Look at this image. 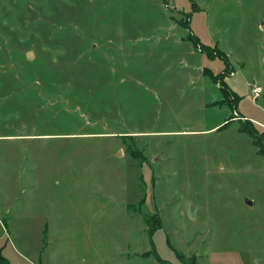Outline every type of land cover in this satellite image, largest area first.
I'll use <instances>...</instances> for the list:
<instances>
[{
    "label": "rangeland",
    "instance_id": "374dc122",
    "mask_svg": "<svg viewBox=\"0 0 264 264\" xmlns=\"http://www.w3.org/2000/svg\"><path fill=\"white\" fill-rule=\"evenodd\" d=\"M244 128L264 148V0H0L9 264H264Z\"/></svg>",
    "mask_w": 264,
    "mask_h": 264
},
{
    "label": "trees",
    "instance_id": "16d2710c",
    "mask_svg": "<svg viewBox=\"0 0 264 264\" xmlns=\"http://www.w3.org/2000/svg\"><path fill=\"white\" fill-rule=\"evenodd\" d=\"M187 28H189V26L185 25ZM193 38V37H192ZM196 39V38H194ZM196 42V41H195ZM194 41H192L193 44H196ZM197 43H199V41H197ZM203 50H204V53L212 58V57H217L219 59H221L223 61L224 64H227V61H228V56L222 52L221 50H219L216 46L214 48H211L209 47V45H206V44H203L201 43ZM221 94L223 96L226 95V91L225 90H221ZM242 132H246L252 139V143H254L255 147L257 148V153L259 154H262L264 155V148H263V145L260 141H258L257 139V135L255 132H253L252 130H245L242 129ZM178 260L182 263V264H186V262H188V264H196V260H195V256L192 255V256H185V255H179L178 256ZM0 264H9L8 261L6 260L5 257H3L2 255H0Z\"/></svg>",
    "mask_w": 264,
    "mask_h": 264
},
{
    "label": "built area",
    "instance_id": "2783aa9c",
    "mask_svg": "<svg viewBox=\"0 0 264 264\" xmlns=\"http://www.w3.org/2000/svg\"><path fill=\"white\" fill-rule=\"evenodd\" d=\"M262 90H263V87L261 85L254 86L251 89V91L253 93V97H258V95L263 92Z\"/></svg>",
    "mask_w": 264,
    "mask_h": 264
},
{
    "label": "crops",
    "instance_id": "0c3cea01",
    "mask_svg": "<svg viewBox=\"0 0 264 264\" xmlns=\"http://www.w3.org/2000/svg\"><path fill=\"white\" fill-rule=\"evenodd\" d=\"M192 42V41H191ZM200 42L201 43H203L201 40H200ZM204 44V43H203ZM192 45H193V43H192ZM207 45V44H206ZM210 46V45H209ZM205 69H207V68H204L203 70H205ZM204 72V71H203ZM5 218H3V220H4Z\"/></svg>",
    "mask_w": 264,
    "mask_h": 264
}]
</instances>
